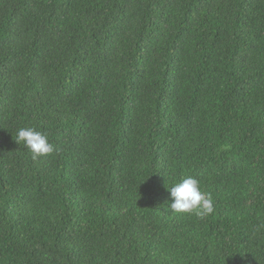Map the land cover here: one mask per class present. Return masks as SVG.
<instances>
[{
  "label": "trees",
  "instance_id": "16d2710c",
  "mask_svg": "<svg viewBox=\"0 0 264 264\" xmlns=\"http://www.w3.org/2000/svg\"><path fill=\"white\" fill-rule=\"evenodd\" d=\"M261 224L264 0H0V264H264Z\"/></svg>",
  "mask_w": 264,
  "mask_h": 264
},
{
  "label": "clouds",
  "instance_id": "9594fccd",
  "mask_svg": "<svg viewBox=\"0 0 264 264\" xmlns=\"http://www.w3.org/2000/svg\"><path fill=\"white\" fill-rule=\"evenodd\" d=\"M14 139L18 144L23 143L34 160L55 151L47 135L33 127L18 129ZM170 196L173 198L170 211L174 213H195L203 218L215 211L212 198L202 191L200 181L195 177L188 176L172 186ZM258 227H264V224Z\"/></svg>",
  "mask_w": 264,
  "mask_h": 264
}]
</instances>
